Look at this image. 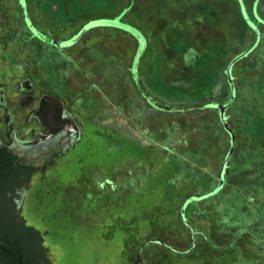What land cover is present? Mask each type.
I'll list each match as a JSON object with an SVG mask.
<instances>
[{
  "label": "rangeland",
  "instance_id": "1",
  "mask_svg": "<svg viewBox=\"0 0 264 264\" xmlns=\"http://www.w3.org/2000/svg\"><path fill=\"white\" fill-rule=\"evenodd\" d=\"M23 1L37 37L22 0H0V84L16 104L29 75L66 87L88 157L29 185L47 259L264 264V0ZM217 105L236 137L229 177L187 226L183 204L218 186L230 147Z\"/></svg>",
  "mask_w": 264,
  "mask_h": 264
},
{
  "label": "flooded vegetation",
  "instance_id": "2",
  "mask_svg": "<svg viewBox=\"0 0 264 264\" xmlns=\"http://www.w3.org/2000/svg\"><path fill=\"white\" fill-rule=\"evenodd\" d=\"M22 3L23 7L21 8L25 23L26 19H28L27 7L24 6L23 0ZM11 25L12 30H14L15 27L19 28L23 23L13 21ZM26 27L37 37L35 35L36 30L33 29V26L27 21ZM2 28V25H0V34L4 36L7 32H1ZM81 30L82 29H80V31ZM80 31H78V33ZM135 31L134 34L137 36V31ZM78 33L74 36L73 40H69L71 44L64 46L72 45L75 40H77L75 37ZM137 37L142 47L144 40H141L140 36ZM39 40L48 42L45 35H42V39ZM52 40L56 41V43L52 45L57 47H61L59 44L69 42H59L56 39ZM35 87L34 80L31 78V75H29L21 83L23 95L18 99L19 101L16 104L9 101L6 97L8 94V87H3L0 84V150L5 149V151L15 158L14 160L16 163L28 170L23 176L20 188L15 192L13 197L17 215L16 218L18 221H24L26 223H28V219L25 216V206L28 204L30 197L29 191L32 190L29 185L33 182L34 175L39 173L40 175H38V177L43 176L42 178L47 177L49 174L52 178L59 177L57 171L65 169L63 172L66 173L73 165L74 158L79 159L83 166V162H85L84 159L88 160V157H85L82 153L80 154L77 149L78 144L82 141L83 127L78 123V119L74 112L66 105V87L63 90V86H59L53 81L50 82L48 86L36 87L37 90L41 91L36 94ZM31 105L32 108L27 109ZM16 109H18L19 112L17 115L15 114ZM22 121H24L25 124L23 129H20L16 124ZM63 157H65V160H63ZM52 160L59 164L51 165L50 161ZM36 161H39V163ZM57 167L59 170L56 169ZM49 170L54 171L49 172ZM21 205H23V209L20 212ZM42 244L44 245V243Z\"/></svg>",
  "mask_w": 264,
  "mask_h": 264
},
{
  "label": "trees",
  "instance_id": "3",
  "mask_svg": "<svg viewBox=\"0 0 264 264\" xmlns=\"http://www.w3.org/2000/svg\"><path fill=\"white\" fill-rule=\"evenodd\" d=\"M119 19H121V17H119ZM237 60H239V58L232 62L230 66L231 68L229 67L230 72L228 70V80L231 84V70ZM178 110L180 109L178 108ZM224 117L226 118L225 114ZM223 124L224 130L230 137V147L226 158L223 161L218 178V186L212 191L199 196L194 195L185 201L183 204L182 216L187 226H189L188 217H191L186 213L189 205L197 200H204L218 193L225 185L226 176L228 175L229 177V161L235 151L236 137L231 126L227 123V120V126L224 122ZM14 159L15 158L5 151V149L0 150V264H53L49 259H47V249L42 244L44 242V235L41 230L33 225L27 224L24 221H18L16 218L17 215L13 197L15 192H17L20 188L23 176L28 172V170L22 167V165L16 163ZM249 165L251 166L250 163ZM151 241H157L159 244L168 246L161 239H151Z\"/></svg>",
  "mask_w": 264,
  "mask_h": 264
},
{
  "label": "water",
  "instance_id": "4",
  "mask_svg": "<svg viewBox=\"0 0 264 264\" xmlns=\"http://www.w3.org/2000/svg\"><path fill=\"white\" fill-rule=\"evenodd\" d=\"M91 25H89L88 27L86 28H83L79 33L78 35L75 37V39H79L81 36H82V33H84V31H86L88 28H90ZM56 43V41H54V44ZM67 44H71V41L69 42H65V43H62V44H59L60 46H64V45H67ZM231 68V67H230ZM230 72V70H229ZM232 77L230 76V79ZM217 107L220 109V114L222 116V119H223V122L225 123V125L227 126L226 124V118L224 117V110H225V106L224 105H217Z\"/></svg>",
  "mask_w": 264,
  "mask_h": 264
},
{
  "label": "bare ground",
  "instance_id": "5",
  "mask_svg": "<svg viewBox=\"0 0 264 264\" xmlns=\"http://www.w3.org/2000/svg\"><path fill=\"white\" fill-rule=\"evenodd\" d=\"M115 25L118 26V23H115ZM133 31H135V29H133ZM136 34H138V32H136ZM138 36H139V34H138ZM143 49H144V43H143V45H142V47H141V49L139 51V54L143 51Z\"/></svg>",
  "mask_w": 264,
  "mask_h": 264
}]
</instances>
